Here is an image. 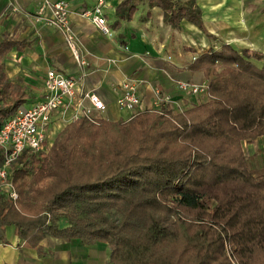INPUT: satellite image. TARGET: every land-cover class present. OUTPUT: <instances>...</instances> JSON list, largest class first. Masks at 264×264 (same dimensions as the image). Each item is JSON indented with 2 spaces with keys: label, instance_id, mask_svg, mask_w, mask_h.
I'll return each mask as SVG.
<instances>
[{
  "label": "trees",
  "instance_id": "obj_1",
  "mask_svg": "<svg viewBox=\"0 0 264 264\" xmlns=\"http://www.w3.org/2000/svg\"><path fill=\"white\" fill-rule=\"evenodd\" d=\"M140 1L124 0L123 18ZM148 3L175 28L203 27L193 2ZM17 44L0 42V128L27 98L5 73ZM190 69L210 79L204 102L80 117L49 149L26 150L12 173L18 199L0 195V238L14 226L31 248L48 236L103 242L111 264H264V174L244 146L264 136V51L224 43Z\"/></svg>",
  "mask_w": 264,
  "mask_h": 264
},
{
  "label": "crops",
  "instance_id": "obj_2",
  "mask_svg": "<svg viewBox=\"0 0 264 264\" xmlns=\"http://www.w3.org/2000/svg\"><path fill=\"white\" fill-rule=\"evenodd\" d=\"M42 1L0 0V42L5 38L18 42L4 62L7 77L25 87L27 98L21 106L45 97L44 78L53 68L76 78L86 73L79 87L99 94L107 105L99 115L111 120L130 118L131 112L121 109L117 102L127 77L138 81L146 110L155 108L162 96H170L172 102L168 104L182 110L198 97L179 91L177 81L209 82L203 69H190L198 56L211 48L219 50L224 43L239 49L264 48V8L258 4L253 8L255 0H181L201 9L202 28L186 19L180 27H173L163 9L151 7L148 0L138 3L129 20L123 18L124 0H105L103 9L111 36L83 15L98 0H68L79 50L89 62L83 67L73 57L64 33L36 20ZM61 120L57 117L55 122ZM244 146L254 174L263 175L264 136ZM4 237L5 242L0 238V264H106L107 246L103 242L88 245L77 239L48 236L39 248H31L24 245L14 226L6 228Z\"/></svg>",
  "mask_w": 264,
  "mask_h": 264
},
{
  "label": "built area",
  "instance_id": "obj_3",
  "mask_svg": "<svg viewBox=\"0 0 264 264\" xmlns=\"http://www.w3.org/2000/svg\"><path fill=\"white\" fill-rule=\"evenodd\" d=\"M105 0L86 10L83 15L90 19L105 35L111 36L113 31L104 13ZM37 21L55 27L65 35L66 42L74 58L83 67L89 65L79 50L78 37L71 21V5L68 0H43L36 10ZM80 78L67 76L56 69H49L44 78L45 97L28 106H20L8 117L0 128V195L16 202L19 195L15 189L12 173L15 162L26 150H42L47 142V130L54 118L73 121L80 117L95 120L104 112L107 105L92 90L79 87ZM177 89L189 96L208 95L209 82L195 83L178 80ZM121 109L131 112L130 118L146 111L139 95L138 81L127 77L122 82V93L118 100ZM170 96H162L157 101L161 105L171 103ZM152 110V109H151ZM129 118V119H130Z\"/></svg>",
  "mask_w": 264,
  "mask_h": 264
},
{
  "label": "rangeland",
  "instance_id": "obj_4",
  "mask_svg": "<svg viewBox=\"0 0 264 264\" xmlns=\"http://www.w3.org/2000/svg\"><path fill=\"white\" fill-rule=\"evenodd\" d=\"M254 2L255 5L258 4V8L259 7H262L264 8V0H255ZM263 2V3H262ZM257 7V5L255 6ZM68 45V44H67ZM259 50H263L264 51V48H260ZM74 57V56H73ZM76 60V59H75ZM210 80V79H209ZM207 100V97L206 95H201L197 98V100L193 101L191 104H195V103H200V102H204ZM191 105V106H192ZM186 109V108H185ZM183 110V109H182ZM56 121V118H54L53 122L51 123V125L49 126L48 130H47V142H46V145L44 146V150H47L50 148V146L52 145L53 141L55 140V138L58 136V134L61 132V130L63 129V127L67 124V123H70L71 121L69 120H61V122L58 124L55 122ZM247 153V152H246ZM260 153V152H259ZM248 155V154H247ZM248 158L249 155H248ZM67 224V220L65 218H61L60 221H59V225L61 226H65ZM105 244V243H104ZM106 245V244H105ZM105 263L106 264H111L110 263V260H109V247H105Z\"/></svg>",
  "mask_w": 264,
  "mask_h": 264
}]
</instances>
